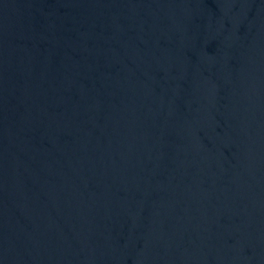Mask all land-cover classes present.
Instances as JSON below:
<instances>
[{
  "label": "water",
  "instance_id": "obj_1",
  "mask_svg": "<svg viewBox=\"0 0 264 264\" xmlns=\"http://www.w3.org/2000/svg\"><path fill=\"white\" fill-rule=\"evenodd\" d=\"M71 264H264V0H198Z\"/></svg>",
  "mask_w": 264,
  "mask_h": 264
}]
</instances>
